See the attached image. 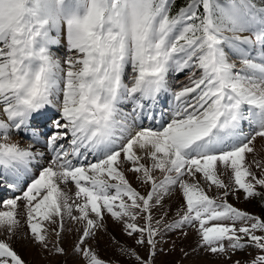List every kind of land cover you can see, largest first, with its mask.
I'll return each mask as SVG.
<instances>
[{"label": "snow or ice", "instance_id": "1", "mask_svg": "<svg viewBox=\"0 0 264 264\" xmlns=\"http://www.w3.org/2000/svg\"><path fill=\"white\" fill-rule=\"evenodd\" d=\"M175 4L0 0V110L6 117L0 119V183L20 193L0 200L7 209L0 210V264H25L13 247L18 216L25 214V238L55 254H64L58 245L65 218L77 225L74 252L84 264H110L88 243L107 216L147 249L146 257L128 247L119 254L153 264L159 225L169 216L164 198L172 191L184 203L166 231L191 228L197 249L228 260L252 249L260 254L243 264H264V218L227 202L238 190L245 199L264 195L255 190H264V173L257 177L246 164L257 138L264 143V0ZM62 29L67 67L50 51ZM229 54L242 65L239 71ZM182 72L188 83L171 93L169 121L143 127L139 113L161 98L168 102L170 77ZM53 109L54 131L44 136L35 122ZM13 130L31 131L33 144L44 138L52 153L46 166L38 164L43 153L7 142ZM127 172L149 190L141 194ZM221 175L234 180L231 192ZM70 182L75 198L61 187ZM213 185L223 190L216 198L206 191ZM154 210L160 212L156 226ZM49 227L55 242H49Z\"/></svg>", "mask_w": 264, "mask_h": 264}, {"label": "rangeland", "instance_id": "2", "mask_svg": "<svg viewBox=\"0 0 264 264\" xmlns=\"http://www.w3.org/2000/svg\"><path fill=\"white\" fill-rule=\"evenodd\" d=\"M257 2L259 3V0H257ZM184 4L185 0H176L175 8L183 6ZM51 34L53 36L56 35L55 31H53ZM242 35L249 34L243 33ZM60 46H63L64 51L68 50L66 43H63V45L60 44ZM55 53L61 57L65 56V58L69 55L67 51L64 55H62L60 49ZM65 58L61 60L62 65H64ZM229 62L236 64V69L234 71H239L242 67L239 60L231 54H229ZM65 66L67 67V65H64V67ZM181 79L183 81H181ZM126 82H128L127 78ZM187 83V72H182L178 76L170 77L169 80V86L172 88L171 91H177L180 89L181 85ZM175 85H177V88ZM124 110L126 111V109ZM3 117L2 110H0V119L6 120V117ZM48 125L49 123L43 128H46ZM10 138L12 137L10 136ZM16 140L17 138H15L12 142L15 143ZM253 147L255 151L253 153L246 154V164L250 165V171L254 172L257 177H260L262 173H264V143L261 142V138H257V141L254 142ZM253 161H260L261 167H256ZM145 162L150 166V160L141 161V163ZM154 175L156 177L162 176L158 170L154 173ZM126 177L132 186L137 188L141 194H145L149 190V186L141 185L140 181L135 179L133 173L127 172ZM220 179H222L226 184H229L230 192L236 187L234 185V180H232L231 183L229 182L228 176L221 175ZM248 179L250 180L251 178L249 177ZM73 186L74 184H70L68 188H64L63 185L61 187L64 189V191L68 192L70 196L75 198L74 193L76 189ZM202 186H204L203 181ZM255 190L257 192H264V190H262L259 186H257ZM206 191L207 194L212 198L218 197V195L223 192L222 189H217L214 185L212 186L211 190L206 189ZM244 197L245 194L243 191L238 190L236 195L230 194L227 197V202L232 204L238 210H242L258 218H264V195L255 196L248 199H245ZM217 202L219 203L220 201L217 200ZM164 203L166 206L165 210L169 211V216L165 218L164 223L159 225L161 235L156 237L158 243L156 246V256L153 264H232L233 260H240L243 264V262L250 261L255 256L260 254L255 250L249 249L244 252H237L232 256L231 260H228L222 255H213L209 252L197 249V233L193 229L186 227L184 229H173L171 231L165 230L167 224L173 223L179 218L176 216V211L184 203L181 198V194L178 191H172L170 195L165 196ZM21 210L22 206H18L17 211L20 212ZM159 218L160 212L154 210V226H156L155 220ZM18 219L21 220V226L18 229L20 235L14 241L13 247L25 261V264H84V261L80 259V257L74 252V246L80 233L76 231L77 225H75L71 220L65 218L66 220L64 221V230L61 232L59 238L58 246L64 249V254L61 255L55 254L52 251H46L42 246L34 244L31 239L25 238L27 234L26 214L24 216H18ZM137 223L143 225L145 221L142 217H138ZM45 224H47V222H45ZM182 232H187V235H182ZM48 238L49 242H55L57 239L55 233L51 231V227H49ZM0 239H2V237H0ZM134 239V237L130 238L125 235L124 230L119 223L105 216L103 229L97 233L94 239H90L88 243L92 246L93 250L98 253L100 258L110 262V264H135L134 261L128 260L119 254V250L122 247H128L135 248V250L138 251L141 256L146 257L147 249L145 247L136 246Z\"/></svg>", "mask_w": 264, "mask_h": 264}, {"label": "bare ground", "instance_id": "3", "mask_svg": "<svg viewBox=\"0 0 264 264\" xmlns=\"http://www.w3.org/2000/svg\"><path fill=\"white\" fill-rule=\"evenodd\" d=\"M63 43H66V39H65V32H64V29H62L61 30V33H60V36H59V43H58V45H56V46H51V48H50V51H51V55H52V57L54 58V59H58V60H60V62H61V60H63L64 58H65V56H60V55H58V54H56L55 52L56 51H54V50H56L57 49V51L60 49V51L62 52L61 54L62 55H64L65 54V52L67 51V53H68V50H66V51H64L63 50V46H60V44L61 45H63ZM62 49V50H61ZM60 56V57H59ZM177 88V87H176ZM172 90V89H171ZM172 92H175V91H170V93H169V98H171V93ZM169 102H170V100H169ZM157 103H160L159 101L157 102ZM168 102H166V104L165 105H163V109H164V111L166 112V113H168L169 115H168V118H170V113L167 111L169 108H168V104H167ZM124 105H126V107L124 108V109H126V111H129L130 110V105H128V104H124ZM123 106V105H122ZM148 107H150V106H147V107H145V109L143 110V112L142 113H139V118H140V120H143V118L144 117H146V119H148L149 118V112H147L146 111V109L148 108ZM154 106H151L150 107V109H152ZM151 114H152V118L154 117V114H155V112H151ZM4 118V117H3ZM152 118H151V120H152ZM169 121V119H167V122ZM162 122V124H164V122L163 121H161ZM152 124H155V121H152ZM16 143V142H15ZM66 220V219H65ZM22 254V253H21Z\"/></svg>", "mask_w": 264, "mask_h": 264}]
</instances>
